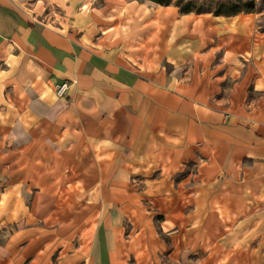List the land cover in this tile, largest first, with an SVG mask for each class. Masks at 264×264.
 <instances>
[{
    "label": "crops",
    "instance_id": "crops-1",
    "mask_svg": "<svg viewBox=\"0 0 264 264\" xmlns=\"http://www.w3.org/2000/svg\"><path fill=\"white\" fill-rule=\"evenodd\" d=\"M260 21L0 0V264H264Z\"/></svg>",
    "mask_w": 264,
    "mask_h": 264
},
{
    "label": "trees",
    "instance_id": "trees-1",
    "mask_svg": "<svg viewBox=\"0 0 264 264\" xmlns=\"http://www.w3.org/2000/svg\"><path fill=\"white\" fill-rule=\"evenodd\" d=\"M162 6L174 5L182 14L237 15L240 13L258 12L256 0H218L203 4L204 0H150Z\"/></svg>",
    "mask_w": 264,
    "mask_h": 264
},
{
    "label": "rangeland",
    "instance_id": "rangeland-1",
    "mask_svg": "<svg viewBox=\"0 0 264 264\" xmlns=\"http://www.w3.org/2000/svg\"><path fill=\"white\" fill-rule=\"evenodd\" d=\"M210 1H213V0H204L203 1V4H206ZM215 2H219L218 0H214ZM235 1V0H233ZM248 0H243V2H246ZM256 3H257V8H258V13L261 14V21H260V25L262 27V29H264V0H256Z\"/></svg>",
    "mask_w": 264,
    "mask_h": 264
},
{
    "label": "built area",
    "instance_id": "built-area-1",
    "mask_svg": "<svg viewBox=\"0 0 264 264\" xmlns=\"http://www.w3.org/2000/svg\"><path fill=\"white\" fill-rule=\"evenodd\" d=\"M66 91V85H63L61 87L58 88V94L59 95H63Z\"/></svg>",
    "mask_w": 264,
    "mask_h": 264
}]
</instances>
